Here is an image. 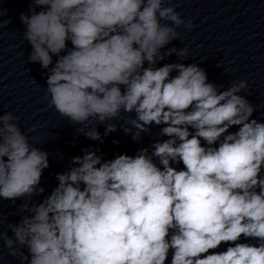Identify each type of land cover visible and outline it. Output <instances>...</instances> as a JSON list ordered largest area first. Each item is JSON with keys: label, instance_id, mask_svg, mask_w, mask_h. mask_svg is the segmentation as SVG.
Returning <instances> with one entry per match:
<instances>
[{"label": "clouds", "instance_id": "9594fccd", "mask_svg": "<svg viewBox=\"0 0 264 264\" xmlns=\"http://www.w3.org/2000/svg\"><path fill=\"white\" fill-rule=\"evenodd\" d=\"M166 2L32 0L31 15L21 14L28 62L48 70L44 99L78 133L102 143L96 126L85 131L89 122L106 124L107 135L117 130L108 122L127 114L123 131L134 141L153 124L168 137L151 153L73 157L50 195L25 200L27 214L8 225L13 236L0 232L21 264H166L170 250L171 264H264V123L240 95L246 80L220 90L196 63L157 67L173 54L187 60V48L161 49L193 28ZM18 121L0 115V197L9 200L42 194L49 167Z\"/></svg>", "mask_w": 264, "mask_h": 264}]
</instances>
